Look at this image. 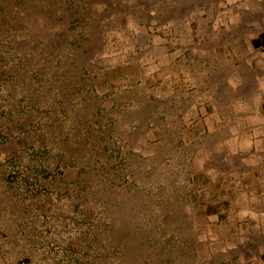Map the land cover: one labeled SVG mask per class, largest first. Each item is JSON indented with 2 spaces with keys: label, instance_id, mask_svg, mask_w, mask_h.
<instances>
[{
  "label": "rangeland",
  "instance_id": "obj_1",
  "mask_svg": "<svg viewBox=\"0 0 264 264\" xmlns=\"http://www.w3.org/2000/svg\"><path fill=\"white\" fill-rule=\"evenodd\" d=\"M0 264H264V0H0Z\"/></svg>",
  "mask_w": 264,
  "mask_h": 264
},
{
  "label": "bare ground",
  "instance_id": "obj_2",
  "mask_svg": "<svg viewBox=\"0 0 264 264\" xmlns=\"http://www.w3.org/2000/svg\"><path fill=\"white\" fill-rule=\"evenodd\" d=\"M257 94H258V93H257ZM260 94L262 95V93H260ZM260 94H259V95H260ZM259 95H257L256 97L258 98ZM259 97H260V96H259ZM255 99H256V98H255ZM258 99H259V98H258ZM256 100H257V99H256ZM258 101H259V100H258Z\"/></svg>",
  "mask_w": 264,
  "mask_h": 264
}]
</instances>
